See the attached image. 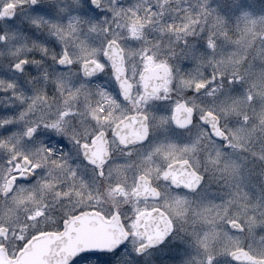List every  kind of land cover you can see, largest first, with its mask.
Here are the masks:
<instances>
[{"label": "flooded vegetation", "instance_id": "obj_1", "mask_svg": "<svg viewBox=\"0 0 264 264\" xmlns=\"http://www.w3.org/2000/svg\"><path fill=\"white\" fill-rule=\"evenodd\" d=\"M236 1L238 0H232L231 4ZM51 2L44 0L45 4ZM97 3L101 8L109 9L107 15L116 13L117 22H108L106 15L105 21L101 23H79L78 35L82 39L88 36L90 52L93 48L99 47L109 52L117 64L122 60L125 78L132 85V97L144 91L141 77L155 86H158L162 79L164 80V87L159 88L160 99H152L143 108L150 118L154 114L170 116L178 103L186 108H192L197 117L204 113H211V115L191 124L187 130L181 129L172 120L169 121L166 130L160 129L156 127L155 121L150 119L151 136L147 142L130 145L124 151L116 150L113 145L110 162L112 167L105 169L104 178L94 176L91 166L81 167L79 171L87 186L81 189L77 181L76 189L73 190L70 179L67 181V187L70 188V200L75 208L74 212L67 217L86 210H96H82L77 207L89 203L93 197L95 201L98 199L104 201L124 191L132 190V193L141 186L142 181L145 185L151 184L158 193L162 194L159 185L163 183L167 192L179 193L187 201L183 208L186 213L183 233L187 235L179 236V241L191 239L203 244L210 242L215 245L211 246L213 249L211 252L217 253L215 248L225 245L227 240L215 238V233L220 232L218 229L226 231L229 228L233 234L245 235L248 230L250 233L246 235V243L235 250H245L256 258L264 259L256 255L264 252V242L260 241L263 235L256 236L255 240L249 238L250 234L257 230L251 225L249 219L245 218L247 225L241 230L242 224L232 216L202 215L200 209L195 210L198 205L205 203L212 207L213 212L218 213L222 210L231 212L227 207L231 205L239 191L240 194L246 192V195L252 196L254 190L259 191V196L264 201V112L261 113V108L255 106L247 107L246 116L242 119L243 110H238L237 105L231 103L236 99V92L229 90V93L225 95L229 103H222L221 99L222 89L225 88L221 86V83L232 81L235 77L240 79L243 66L244 76H247L252 69L253 60L236 58V56L231 59L221 58L220 0H98ZM30 5H32L31 0ZM69 5L65 9H69L70 12L74 7ZM184 5H186L185 11L186 9L188 11L186 14L196 15V23H188V25L182 18L185 15V12H182ZM4 7L0 9L1 19L7 22L14 20L16 7L14 6V14L10 18L3 16ZM69 23H56L54 24L56 27H51L52 29L43 25H41L42 28L36 29L29 24H23L17 31L20 33L19 38L23 44L20 54H11L12 51L8 50L3 52H8L10 56L0 54V138H3L0 139V160L7 158L5 164L10 169L5 180V187L0 192V201H6L18 186L27 185L23 183L15 185L12 192L5 196L3 193L10 178L22 175L28 170L33 172L32 164H37L34 160L45 158L43 150L36 145L45 142L56 147L57 160L65 151L59 147L64 144V138L54 135L53 131L45 125L60 119L61 113H67L62 123L68 126L72 123L71 113L77 111L76 102L69 96L68 89L79 85L84 80V69L79 64L69 68L68 65H60L53 59L54 56L59 57L62 54L66 43L59 39L57 28H67ZM225 29L229 30L230 37L237 41V34L232 26ZM172 33H176L175 43L181 41V46L188 45L190 48H187L182 55H174L172 49L168 47V44L172 42ZM13 37L10 41L19 40ZM2 41L5 42L6 38L3 37ZM109 41L114 43L109 44ZM68 51L74 60H79L83 56L80 49H73L70 45ZM195 53L196 56H194ZM100 56L107 68L103 73H95L98 78L88 77L86 83L93 90L99 85L100 88L114 94L116 80L112 74L111 62L108 57L103 56L102 51ZM95 58V54L88 57L90 60ZM17 64L20 68L15 67ZM157 67L161 70L157 71ZM69 81L70 83H66ZM197 84H203L204 87L198 89ZM165 87L168 88L167 92L164 91ZM81 101L82 110L83 97ZM126 114L129 117L137 115V110L134 106H130ZM185 116L186 113L181 112V119ZM19 118H21V124L17 123ZM236 120L245 121L250 132L246 136V150L240 153H237L235 149L234 138L238 136L232 134ZM216 121L224 134L214 135L210 132L208 124H214ZM15 123H17L16 130L13 128ZM36 125L40 126L39 138L29 142L26 135L27 128ZM20 132L21 135L24 133V136L21 137ZM5 134L10 135L9 138H4ZM195 140L199 141L196 151H180L185 145H191ZM168 142L175 143L177 146L175 152L153 151L156 145L161 143L166 145ZM128 151L132 154L127 155ZM67 152L69 165L75 167L80 163L81 157L74 149H68ZM24 156L31 161L29 167L25 166ZM236 163L244 164V169L233 166ZM169 171L173 172L177 178H183L185 183L193 182L194 175H198L202 178V183L199 180L195 181L199 184L198 189L186 188L183 184L173 185L171 176L168 179L164 178L165 172ZM38 174L39 172L36 173V179L32 183L39 178ZM65 184L66 182L63 183ZM161 197L162 195L157 199H138L137 201L145 204L139 214L159 209L168 216L172 230L165 243L173 236L176 227L170 212L163 206L156 205ZM177 210L172 213H177ZM231 221L239 224V230L234 229ZM135 227L134 221L136 236L140 241L138 250L146 246L148 242L138 234ZM0 229H3L0 235H6L7 228ZM60 229L62 225L58 230ZM164 243L139 254L151 252ZM0 245L7 248L10 256L8 247L3 243ZM17 252L10 257H14Z\"/></svg>", "mask_w": 264, "mask_h": 264}, {"label": "rangeland", "instance_id": "obj_2", "mask_svg": "<svg viewBox=\"0 0 264 264\" xmlns=\"http://www.w3.org/2000/svg\"><path fill=\"white\" fill-rule=\"evenodd\" d=\"M48 1L52 2L45 4L44 0H39L37 6H32L30 0H0V9L10 4L16 7L14 20L3 21L0 16V54L10 56L8 52H3L6 50L12 51L11 54H20L23 44L21 38H19L20 33L17 31L22 28L23 24H29L30 27L36 29L43 26L52 29L51 27L56 23H75L76 21L73 18H79V23H101L106 18V16L101 17L98 12L89 11L86 7H83L84 0ZM231 2L232 0H220L221 58L243 57L242 59H252L253 63L247 76H244L243 66L240 79L235 77L231 83H221L222 87L225 86L222 89L221 99L222 103H229L230 101L225 99V95L229 93V90L236 92V99L232 100L231 103L237 105L238 110H243L241 113L243 119L246 116L247 107L255 106L261 108V113L264 112V0H238L232 4ZM69 4L74 7L70 12L69 9H65V7L70 6ZM185 8L186 5L182 7V12H185L182 18L185 19L187 24L196 23V15L186 14L188 11L187 9L185 11ZM107 17L108 22H117L118 15L116 13L108 14ZM35 21H39V24ZM231 26L236 31L237 41L232 39L230 31L225 29ZM15 35L18 37H13ZM3 37L6 38L5 42L2 41ZM12 37L13 39L19 38V40L10 41ZM175 37L176 33H172V42L168 44V47L172 49L174 55H182L187 48H190L188 45L181 46V41L175 43ZM158 48L160 47L158 46ZM162 49L164 48L162 47ZM194 56H196V53ZM20 119L17 121L18 124H21ZM17 123L13 124L14 130L17 128ZM249 133L246 122L236 120L235 126L232 128V134L238 136L234 138L237 153L246 150V136ZM19 135H21V132ZM8 136L5 134L3 137L9 138ZM22 136H24V133ZM6 160L7 158H1L0 160L3 161V163H0V192L5 187V180L10 172L5 164ZM34 161L43 166L39 171V178L29 185L18 186L6 201H0V228H7L6 235H0V243L8 247L10 256L14 255L16 250L21 248L31 237L41 232L58 230L61 222L75 210L70 196L63 195L64 193H70V188L67 187L68 182L65 185L61 183V181H64L61 179H65L63 171L55 170V165L46 162L45 158H38ZM233 166L238 169L240 167L244 169L245 167L242 163H236ZM159 186L161 187L162 197L161 200L156 202V205L163 206L164 209L170 212L176 227L173 236L168 241L151 252L139 254L137 247L140 241L137 239L134 229V219L144 209L145 204L132 198V190L124 191V193H119L118 196H112L104 201H100V199L95 201L93 197L89 203L77 207L82 210L96 209L104 213L105 216H110L114 211H118L131 237L121 250L112 255H85L77 259L74 264H208L210 256L213 259V264L219 262L220 264H233L229 261L230 252L246 243V235H249L250 232L247 230L246 235L233 234L229 231V228L226 231L218 229L221 233L216 232L215 238L221 240L226 238L227 240L225 245L215 248L217 253L211 252L213 250L211 246L215 245L210 242L203 244V242L191 241V239L189 241H179V236L187 235L183 233L185 231L184 218H186V213L183 209L176 207L173 201L177 196L182 197V195L167 192V188L163 183H160ZM232 203L227 207L231 212L223 210L218 213L213 212L212 207L205 203L198 205L195 210L200 209L202 215L232 216V218L239 220L244 227L247 225L245 220L247 218L251 221V225L257 229L250 234L249 238L255 240L256 236L262 234L263 238L260 241L264 242V201L259 196V191L254 190L253 196L246 195V192L240 194L239 191ZM176 210L177 213H172ZM256 255L264 258V252Z\"/></svg>", "mask_w": 264, "mask_h": 264}, {"label": "snow or ice", "instance_id": "obj_3", "mask_svg": "<svg viewBox=\"0 0 264 264\" xmlns=\"http://www.w3.org/2000/svg\"><path fill=\"white\" fill-rule=\"evenodd\" d=\"M33 6H37L39 0H31ZM83 7H86L89 11L98 12L101 17H105L109 9L101 8L96 0H84ZM63 11V10H62ZM76 22H70L67 28H57L59 39L65 41L63 52L59 57H53L56 62L60 65H68L69 68L79 64L84 69V80L79 85L71 86L68 89V94L72 100L76 102L77 111L72 112L70 119L72 123L65 126L62 121L64 120L67 113H61L60 119L55 120L49 125H45L53 131L54 135L61 136L64 138V144L59 145L62 152L61 157L57 160V149L49 145L48 143L41 142L36 147L41 148L44 152L46 162H51L55 165V170L63 171L64 181H71V187L73 190L76 189L77 181H79L80 188L86 187V182L79 171L81 167L91 166L92 173L94 176L104 178L105 169L111 168L113 145L116 150L124 151L130 145L136 143L147 142L151 136L152 124L150 119L155 121L156 127L160 129L167 128L170 120L175 123L183 130H187L191 124L198 121L204 120L206 116L211 113H204L197 117L194 114L192 108H186L184 105L177 104L175 111L170 116L165 115H153L151 118L146 111H143L145 105H147L152 99H160L159 88L164 87L163 84L159 86L152 85L149 80L141 77L143 81L144 91L139 93L136 97L131 96L132 85L127 82L125 78L124 70L118 66L116 60L106 50L96 47L89 51L90 41L86 35L83 39L78 35L80 29L78 27L79 18H73ZM39 24V21H35ZM52 27H56L53 25ZM114 41H109V44ZM73 49H80L83 56L79 60H74L68 51V46ZM103 52V56L108 57L111 62L112 74L116 80V91L111 93L106 89H102L99 85L96 86L95 90L91 89L86 83L88 77L98 78L95 73H103L107 68V65L102 62L100 52ZM95 59H88L89 56L94 55ZM26 63V61H25ZM15 67L20 68L17 64ZM66 83H70L66 82ZM231 83V81H229ZM203 84H197V88H203ZM164 91L167 92L168 88L165 87ZM81 97H83V109L81 110ZM130 106H134L137 110V115L131 117L127 116V112L130 110ZM181 112L186 113L184 119H181ZM40 126L28 127L26 135L29 142L35 141L39 138ZM55 143V141H53ZM199 141L195 140L191 145H185L181 152H194L197 150ZM177 146L173 142H168L166 145L161 143L155 146L153 149L156 153H168L175 152ZM68 149H74L78 156L81 157L80 163L75 167L68 164L67 155ZM127 155L132 153L128 151ZM151 158V154H149ZM24 160L31 163L27 156L23 157ZM42 165L32 164L33 174L27 177L19 175L14 177V185L18 184H31L36 179V173L41 171ZM165 179L169 176L172 177V184L179 186L181 184L186 188H199V184L195 181L199 180L202 183V178L198 175H194L193 182L185 183L183 178H177L171 171L165 172ZM47 186V184H45ZM63 195L68 196L70 193H64ZM158 196L162 195L157 193ZM176 207L183 209L187 203L185 198L177 196L174 199ZM119 216L117 212L115 214ZM171 226V221L167 222ZM236 223V221H231ZM243 230V226H241ZM151 239V237H149ZM124 242L117 245V248L123 247ZM139 250V249H138ZM209 264L212 262V257L208 258Z\"/></svg>", "mask_w": 264, "mask_h": 264}, {"label": "water", "instance_id": "obj_4", "mask_svg": "<svg viewBox=\"0 0 264 264\" xmlns=\"http://www.w3.org/2000/svg\"><path fill=\"white\" fill-rule=\"evenodd\" d=\"M97 2V0H96ZM4 17L10 18L14 14V6L8 5L2 10ZM122 67V60L118 62ZM161 84L163 82L161 81ZM161 84H158L161 85ZM214 135L223 134L218 130V121L208 124ZM25 166L30 163L25 160ZM24 177L32 175L25 171ZM165 177V176H164ZM14 177L8 181L4 195L11 193ZM134 198H158L157 192L147 185H141L133 192ZM116 214V213H115ZM113 215L106 220L97 212L85 211L77 216L69 217L64 222V229L57 233H45L34 237L16 256L10 259L5 247H0V264H71L83 253L113 252L117 245L125 242L128 233L120 220V215ZM167 216L159 211L145 212L137 219L139 234L148 240L144 249L162 243L170 233ZM238 230V224L232 223ZM151 237V239H149ZM231 260L238 264H264V260L256 259L244 250H237L231 254Z\"/></svg>", "mask_w": 264, "mask_h": 264}]
</instances>
